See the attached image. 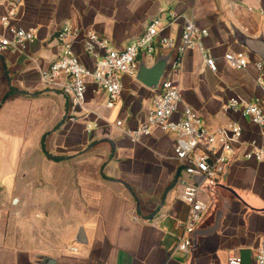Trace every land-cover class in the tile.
<instances>
[{"label": "crops", "instance_id": "1", "mask_svg": "<svg viewBox=\"0 0 264 264\" xmlns=\"http://www.w3.org/2000/svg\"><path fill=\"white\" fill-rule=\"evenodd\" d=\"M10 1L0 0V16L8 11ZM12 1L17 12L13 22L34 29L36 39L26 43L22 52L0 53V69L6 77L0 94L8 95L0 103V264H227L228 257L243 248L252 250V264H256L255 254L264 237V162L240 156L220 182L205 183L199 197L208 208L189 235L190 251L184 252L178 244L185 235L189 206L180 199L183 186L177 181L176 134L155 128L133 143L116 125L122 120L128 127L139 126L159 88L123 75L122 96L107 109L106 92L90 81L85 106L96 111L98 122L88 129L97 115L70 120L67 97L46 88L40 70L61 53L55 33L65 20L81 31L108 36L113 47L124 48L151 17L176 12L208 30L204 44L218 70L207 67L198 48L185 51L179 78L181 104L175 118L188 104L211 130L236 121L244 128L245 140H261L259 127L226 111L224 105L239 95L264 108V94L257 85L259 76L264 79V0ZM182 27L180 18L164 30L162 35L172 37L174 47H159L156 58L168 56L170 62ZM74 50L85 66L95 65L83 49L82 38ZM226 53H244L247 65L231 66ZM156 58L140 57L138 64L151 65ZM167 69L168 65L161 81ZM8 87L14 94L6 93ZM27 95L31 107L25 103ZM25 105L31 108L27 115ZM26 117L33 119L35 132L49 134L46 149L59 157L42 161L54 171H65L48 176L57 190L45 197L50 202L41 197L46 185H41L35 169L25 175ZM9 122L15 123V131ZM90 155L101 163L104 174L96 191L89 190L83 173ZM79 169L80 173H73ZM30 176L32 185L26 184ZM52 180H62L63 190ZM58 230L64 233L58 235Z\"/></svg>", "mask_w": 264, "mask_h": 264}, {"label": "built area", "instance_id": "2", "mask_svg": "<svg viewBox=\"0 0 264 264\" xmlns=\"http://www.w3.org/2000/svg\"><path fill=\"white\" fill-rule=\"evenodd\" d=\"M8 11L0 16V53L20 51L24 45L36 39V31L23 28L13 22L16 17L14 1H10ZM180 18L183 19L182 33L175 54L170 59L165 78L160 82L153 98V107L147 112L145 120L132 128L117 120L116 125L133 142H141L155 128L176 134L174 154L178 160L177 181L183 186L180 199L188 204V215L184 222V237L178 249L189 252L191 238L199 225L208 205L199 194L206 182L218 183L227 172L230 164L240 156L247 160L264 162V108L239 95H234L225 103L224 109L247 118L261 131L262 138L244 139V128L231 121L211 130L203 118L188 104L183 105L180 116L175 118L181 104L179 78L182 72V55L186 50L198 48L205 55L207 67L217 72L216 60L209 56L204 44L209 32L197 26L190 17L170 12L166 16L157 14L145 24L142 32L124 48H115L108 36L99 35L93 30L81 31L65 20L55 37L61 45V53L47 68L40 70V81L49 89L59 91L68 99L67 116L70 120L90 118L88 129L98 122L96 111L87 109L86 91L91 81L98 89H103L107 98L104 107L113 108L124 91L123 75L135 76L138 61L144 57L149 61L156 58L158 48L171 50L174 39L162 35ZM82 38L85 53L95 59L93 67L85 66L74 50V44ZM24 52V51H23ZM227 63L241 69L248 63L244 53H226ZM256 66L262 69L258 62ZM257 85L264 94V79L257 78ZM82 112L77 115L76 112ZM256 264H264V237L255 254ZM239 254H231L227 264H240Z\"/></svg>", "mask_w": 264, "mask_h": 264}, {"label": "rangeland", "instance_id": "3", "mask_svg": "<svg viewBox=\"0 0 264 264\" xmlns=\"http://www.w3.org/2000/svg\"><path fill=\"white\" fill-rule=\"evenodd\" d=\"M0 83H2L4 85L5 81H6V77L3 74V72L0 69ZM14 90L11 89L10 87H8L7 92L8 94L12 95L14 94ZM5 95V93L0 94V103H1V99L3 98V96ZM28 96V95H27ZM31 97H26V101L25 103H29V106L31 107ZM27 105V104H26ZM25 105V114H29L31 108H28ZM14 108L11 107L9 110H13ZM24 123H25V138H26V149L24 152V160L26 163V171H25V175H27L29 173V171L31 172L33 169H35V172L38 173L41 177V185L45 186V190L44 192L41 193V197L45 199V197L48 199L50 193H54L56 192V188L52 187V184L50 183L49 180V174L52 173H56V174H65V171L63 170H57L54 171L53 169L50 168V165L48 162H43L42 159H51V158H59L54 156L53 154H51L47 149H46V139L47 136L49 135L48 133H37L35 132L36 128L33 125V119L30 117H26L24 119ZM9 127L11 128L12 132L15 131V123L14 122H9ZM92 155H90L88 158L90 159L88 161V163L86 164V166H83V169H85L86 171H83V173L87 174L88 179H89V190L91 191H96L97 189H99V181L100 179H103V171H102V165L101 163H96V161L91 160L93 159L91 157ZM41 159V161H40ZM28 164V165H27ZM80 173V169L79 171H73V173ZM71 174V173H70ZM55 179V178H54ZM28 181L29 185H32V177H29ZM54 185H58L60 184V189L63 190V186H64V182H62V180L60 181H54L52 180ZM77 185H79V182L77 183ZM32 189V188H31ZM30 192V191H29ZM31 196V195H30ZM45 199L46 201L50 202L49 200ZM54 217H58L61 216L59 214H54ZM60 225V224H58ZM58 235H60V233H64L63 230H58ZM61 240V236L57 237V241L59 242Z\"/></svg>", "mask_w": 264, "mask_h": 264}, {"label": "water", "instance_id": "4", "mask_svg": "<svg viewBox=\"0 0 264 264\" xmlns=\"http://www.w3.org/2000/svg\"><path fill=\"white\" fill-rule=\"evenodd\" d=\"M20 1V0H15ZM169 62L168 56H159L156 60L148 65L144 62L138 64V70L135 75V78L146 85L147 87L154 89L159 86L160 81L166 71L167 65ZM8 95H5L2 99V103L5 102ZM241 263L240 264H252L253 256L252 250L249 248H243L239 252Z\"/></svg>", "mask_w": 264, "mask_h": 264}, {"label": "trees", "instance_id": "5", "mask_svg": "<svg viewBox=\"0 0 264 264\" xmlns=\"http://www.w3.org/2000/svg\"><path fill=\"white\" fill-rule=\"evenodd\" d=\"M57 160L59 159V158H56Z\"/></svg>", "mask_w": 264, "mask_h": 264}]
</instances>
